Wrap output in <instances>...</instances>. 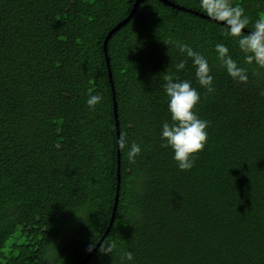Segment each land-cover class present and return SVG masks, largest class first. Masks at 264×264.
Masks as SVG:
<instances>
[{"label": "trees", "instance_id": "obj_1", "mask_svg": "<svg viewBox=\"0 0 264 264\" xmlns=\"http://www.w3.org/2000/svg\"><path fill=\"white\" fill-rule=\"evenodd\" d=\"M135 1L0 0V264H264V69L243 65L197 0H145L108 43L120 133L141 154L130 163L121 151L119 203L104 239L115 247L93 252L118 183L103 46ZM233 2L250 17L245 31L264 15V0ZM169 40L203 53L214 76L207 93L190 59L178 74L200 91L196 111L209 121L189 171L160 146L170 119L162 73L180 58ZM218 42L248 68L247 83L220 66ZM96 92L101 103L90 109Z\"/></svg>", "mask_w": 264, "mask_h": 264}, {"label": "clouds", "instance_id": "obj_2", "mask_svg": "<svg viewBox=\"0 0 264 264\" xmlns=\"http://www.w3.org/2000/svg\"><path fill=\"white\" fill-rule=\"evenodd\" d=\"M199 9L222 29V35L233 38L243 54V65H254L264 69V15L258 16L251 23L245 9L233 0H197ZM174 48L180 57L162 73L164 81L162 87L167 97V111L169 120L161 123L159 130L160 146L170 149L172 159L181 171H189L194 167L196 156L202 152L208 142L209 121L201 118L196 111L201 101V93L189 79H181L179 73L184 71L190 59L194 71L195 83L207 93L215 92L214 76L208 58L191 45L179 40L164 42ZM216 60L226 74L235 82L249 81L248 68L233 59L227 44L218 42L214 45ZM174 69V71H173ZM264 95V93H261ZM100 92L90 93L87 105L94 109L101 103ZM116 144L121 151L126 150L127 160L134 163L141 154V147L137 143L129 144L126 134L121 132ZM95 244L88 248L91 251ZM113 244H100L99 251L109 254L113 252ZM121 258L127 262L133 261V252L124 250Z\"/></svg>", "mask_w": 264, "mask_h": 264}, {"label": "water", "instance_id": "obj_3", "mask_svg": "<svg viewBox=\"0 0 264 264\" xmlns=\"http://www.w3.org/2000/svg\"><path fill=\"white\" fill-rule=\"evenodd\" d=\"M145 0H136L133 10L131 11V13L129 14V16L124 19L122 22L118 23L117 26H115L107 35L105 41H104V52H105V56H106V63H107V67H108V75L110 78V83H111V88H112V94H113V103H114V117L116 120V130H117V137L119 138L120 135V123H119V114H118V103L116 100V92H115V84L113 81V73H112V69H111V65H110V58L108 56V43L111 39V37L117 32L119 31L124 25H126L129 21L132 20L135 12L137 11L139 5ZM165 3H169L170 2L168 0H162ZM117 163H118V183H117V191H116V197H115V206L113 208V213H112V217H111V221H110V225L105 233V235L103 236V238L98 242L97 246L95 247L94 251L95 252L100 244L104 241L105 237L108 235L109 231L111 230L113 224H114V220L116 218V212H117V208H118V203H119V197H120V188H121V168H120V164H121V150L118 148L117 146ZM93 254V253H92ZM88 261V259H85L84 262L82 264H85Z\"/></svg>", "mask_w": 264, "mask_h": 264}]
</instances>
